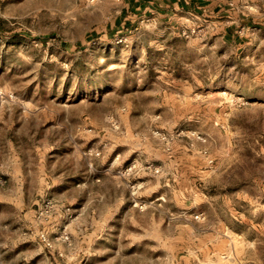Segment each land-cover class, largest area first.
Returning <instances> with one entry per match:
<instances>
[{
  "label": "rangeland",
  "instance_id": "obj_1",
  "mask_svg": "<svg viewBox=\"0 0 264 264\" xmlns=\"http://www.w3.org/2000/svg\"><path fill=\"white\" fill-rule=\"evenodd\" d=\"M174 2L0 0V264H264V0Z\"/></svg>",
  "mask_w": 264,
  "mask_h": 264
},
{
  "label": "crops",
  "instance_id": "obj_2",
  "mask_svg": "<svg viewBox=\"0 0 264 264\" xmlns=\"http://www.w3.org/2000/svg\"><path fill=\"white\" fill-rule=\"evenodd\" d=\"M135 1H139V0H135ZM175 4H177V5H178V8H179V6H180V4H181V0H176V2L173 3V5H175ZM217 235H219V233H217ZM202 237H203V234H202ZM230 239H231V238H230ZM230 239L227 238V240H229V241H230Z\"/></svg>",
  "mask_w": 264,
  "mask_h": 264
},
{
  "label": "built area",
  "instance_id": "obj_3",
  "mask_svg": "<svg viewBox=\"0 0 264 264\" xmlns=\"http://www.w3.org/2000/svg\"><path fill=\"white\" fill-rule=\"evenodd\" d=\"M92 1H95V0H92Z\"/></svg>",
  "mask_w": 264,
  "mask_h": 264
}]
</instances>
